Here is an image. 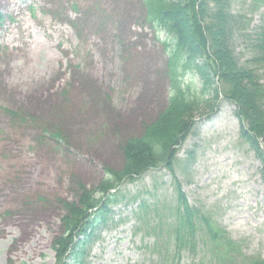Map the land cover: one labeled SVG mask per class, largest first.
Instances as JSON below:
<instances>
[{
    "label": "rangeland",
    "instance_id": "rangeland-1",
    "mask_svg": "<svg viewBox=\"0 0 264 264\" xmlns=\"http://www.w3.org/2000/svg\"><path fill=\"white\" fill-rule=\"evenodd\" d=\"M229 5L230 45L246 65L264 26V0ZM171 48L141 0H0V264H56L51 244L63 199L75 200L79 184L94 189L106 168L119 169L121 145L163 110ZM184 83L201 94L197 74L188 72ZM205 89L200 99L213 96ZM212 101L178 147L174 175L190 206L229 233L240 258L264 261L260 161L240 137L236 106L221 95ZM3 108L26 121L13 122ZM56 130L62 139L51 138ZM111 192L124 197L110 206L85 263L160 264L155 238L136 214L142 201L173 209L170 172L151 168ZM212 258L200 246L179 263L219 264Z\"/></svg>",
    "mask_w": 264,
    "mask_h": 264
},
{
    "label": "trees",
    "instance_id": "trees-1",
    "mask_svg": "<svg viewBox=\"0 0 264 264\" xmlns=\"http://www.w3.org/2000/svg\"><path fill=\"white\" fill-rule=\"evenodd\" d=\"M141 1L149 24L165 32L172 41L167 64V102L140 135L129 137L121 145L123 164L119 169L106 168L105 177L94 189L79 184L75 200L63 199L61 231L51 244L56 264H86L91 245L111 220L110 206L124 197L111 190L160 166L173 177V209L142 201L136 214L146 234L155 238L153 249L160 264H180L184 251L195 253L200 246L210 249L212 259L219 264H264L254 257L240 258L241 252L229 233L210 213L190 206L174 175L177 149L191 133L196 115L201 114L200 109L211 108L212 100L221 95L236 106L240 137L260 161L264 182V26L258 27L251 40L250 60L242 65L230 45L234 17L229 0ZM188 72L200 77V95L184 83ZM216 82L218 87L213 85ZM206 87L214 94L200 99L199 96L209 94ZM3 110L13 122L26 121L21 113ZM50 136L62 139L57 130Z\"/></svg>",
    "mask_w": 264,
    "mask_h": 264
},
{
    "label": "bare ground",
    "instance_id": "bare-ground-1",
    "mask_svg": "<svg viewBox=\"0 0 264 264\" xmlns=\"http://www.w3.org/2000/svg\"><path fill=\"white\" fill-rule=\"evenodd\" d=\"M222 161H224V160H222Z\"/></svg>",
    "mask_w": 264,
    "mask_h": 264
}]
</instances>
